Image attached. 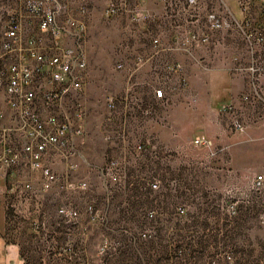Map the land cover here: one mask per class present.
Returning a JSON list of instances; mask_svg holds the SVG:
<instances>
[{
  "label": "rangeland",
  "instance_id": "obj_1",
  "mask_svg": "<svg viewBox=\"0 0 264 264\" xmlns=\"http://www.w3.org/2000/svg\"><path fill=\"white\" fill-rule=\"evenodd\" d=\"M89 1L86 7L103 12L109 3L136 11L170 0ZM187 4L197 10L209 6L207 0ZM212 5L226 8L223 0ZM99 20L106 33L110 22ZM96 34L90 28L83 41H74L85 57L80 88L60 101L70 122L83 129L75 154H84L70 174L87 182L76 193L84 213L75 224L59 215L37 228L87 232L62 240L80 242L74 247L88 264H264V183L252 187L254 175L264 174V138L241 115V103L252 104V94H246L248 100L241 95L238 103V95L223 97L219 78L166 72L161 63L126 55L130 49L121 45L122 33L99 39ZM157 90L161 97L155 96ZM203 97L214 104L211 118L158 137L155 121L164 126L176 107L199 105ZM235 120L243 130L234 128ZM196 136L201 142L192 141ZM137 145L140 151H134ZM108 165L116 182L105 175ZM32 174L20 169L17 176L33 181ZM153 181L156 188L150 186ZM19 202L15 212L8 209L11 220L25 215ZM35 241L29 248L31 264H39L43 253V239Z\"/></svg>",
  "mask_w": 264,
  "mask_h": 264
},
{
  "label": "crops",
  "instance_id": "obj_2",
  "mask_svg": "<svg viewBox=\"0 0 264 264\" xmlns=\"http://www.w3.org/2000/svg\"><path fill=\"white\" fill-rule=\"evenodd\" d=\"M59 1L68 3L75 0ZM207 1L209 6L199 10L187 4V0H170L167 5L160 3L154 9L145 5L139 6L136 11L123 7L118 8L114 14L98 12L95 7L88 6L86 15L82 17L84 31L81 41L84 39L85 31L90 28L97 31L98 39L104 38L105 35L110 38L115 36V33H122L121 45L130 49L126 55H130L131 58L139 56L145 62L161 63L166 72L184 74L188 78H219L223 97L238 95V103L241 95L251 93L252 99L255 98L254 102L252 104L242 102L241 115L244 119H250V125L254 129L257 128L256 132L264 138V0L250 1L247 7L249 21L234 0H223L226 6L224 10L223 7L221 9L213 7L212 0ZM85 3L88 5L90 1L85 0ZM210 13H215L221 21L219 27L210 26L207 20ZM130 16L132 18L135 16L134 27ZM100 18L110 22L106 33ZM259 36L262 37L261 41L257 39ZM136 47L139 49L138 55H135ZM250 65L259 68L257 80L254 78L255 73L248 69ZM214 84L216 83L210 82L211 86ZM206 93L210 91L204 92ZM200 101L199 105L176 107L164 126L155 121L158 137L163 140L165 135L177 133V127H194L200 121L211 118L209 114L216 112L212 100L203 97ZM147 124L143 125L146 132ZM81 141L80 137L74 139L75 153ZM79 154L84 152L79 150L78 154L71 158L77 163L74 170L66 169L63 163L57 162L55 166L57 171L68 174L67 176L71 178L70 173L80 166ZM14 173L17 175L18 171L15 170ZM32 175H34L33 179L31 177L32 190L22 203L19 202L25 211L22 219H5L3 198L0 196V264H31L33 251L29 248H32L37 238L43 239V253L39 264H88L82 260L84 253L74 247L80 242L62 240L69 237L73 239L84 237L87 232L37 228L43 223L54 222L55 217L59 216L58 208L63 197H68L73 206L80 211L81 200L76 196L80 190L72 188L63 191L53 186L45 192H39L38 174ZM83 213L81 210L80 220Z\"/></svg>",
  "mask_w": 264,
  "mask_h": 264
},
{
  "label": "built area",
  "instance_id": "obj_3",
  "mask_svg": "<svg viewBox=\"0 0 264 264\" xmlns=\"http://www.w3.org/2000/svg\"><path fill=\"white\" fill-rule=\"evenodd\" d=\"M234 1L249 21L247 7L251 0ZM117 9L109 3L106 12L114 14ZM86 12L85 0H0V196L5 211L11 208L15 212L16 202H23L32 190V181H19L15 170L37 173L39 192L53 186L63 191L87 188L85 179H71L55 167L57 162L66 169L77 166L71 158L82 125L70 122L60 101L80 88L85 57L74 41L82 37ZM207 20L212 28L221 24L215 13L208 14ZM257 39L261 41L262 37ZM248 69L257 80L259 68L250 65ZM155 96L161 97L162 92L157 90ZM241 99L248 100V95ZM233 126L243 130L237 120ZM104 172L109 181L116 182L112 165ZM263 183L264 174L254 175V189ZM150 186L156 188L157 181ZM58 213L68 224H75L79 217L68 197L62 198Z\"/></svg>",
  "mask_w": 264,
  "mask_h": 264
},
{
  "label": "trees",
  "instance_id": "obj_4",
  "mask_svg": "<svg viewBox=\"0 0 264 264\" xmlns=\"http://www.w3.org/2000/svg\"><path fill=\"white\" fill-rule=\"evenodd\" d=\"M10 214L8 211H5V219L7 220H11V218H9Z\"/></svg>",
  "mask_w": 264,
  "mask_h": 264
}]
</instances>
